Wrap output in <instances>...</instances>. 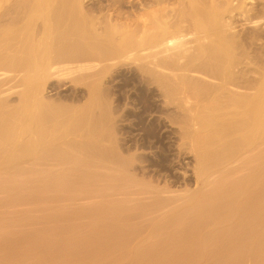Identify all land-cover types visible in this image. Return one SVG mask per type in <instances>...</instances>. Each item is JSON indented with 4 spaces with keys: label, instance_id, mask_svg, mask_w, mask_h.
Wrapping results in <instances>:
<instances>
[{
    "label": "bare ground",
    "instance_id": "obj_1",
    "mask_svg": "<svg viewBox=\"0 0 264 264\" xmlns=\"http://www.w3.org/2000/svg\"><path fill=\"white\" fill-rule=\"evenodd\" d=\"M252 2L174 0L100 32L82 0H0V264H264V0ZM128 60L175 108L188 161L173 177L137 180L100 145L99 86L81 108L46 100L54 76Z\"/></svg>",
    "mask_w": 264,
    "mask_h": 264
},
{
    "label": "rangeland",
    "instance_id": "obj_2",
    "mask_svg": "<svg viewBox=\"0 0 264 264\" xmlns=\"http://www.w3.org/2000/svg\"><path fill=\"white\" fill-rule=\"evenodd\" d=\"M155 1L157 0H144V1L143 0H82L84 4L83 5L84 11L86 12L87 15H89L88 17H91L93 21L94 20L96 21L94 22L95 24L97 23L96 27L99 28L97 29L100 30V32L104 30L103 28H105L106 25L109 26V24L111 26L113 25V27H117V29L120 28L119 30H121L122 28L123 30L124 28L126 30L129 27L130 28L132 27V29H134L135 25L139 23L141 24L142 21L147 23V20L149 21V17H150V16L147 17L148 14L153 15L156 12V10L159 9V7L161 8V10L163 9L166 11L167 9L169 10L170 8L175 7L172 5V4L175 5L174 0H170V1L162 0L163 1L162 5L159 4V1L154 3ZM252 1L254 3L261 2V0H257V1L252 0ZM165 2L167 3L169 2V3L167 4ZM142 25L144 24L142 23ZM239 28L238 30L240 32L242 31V33L245 32L246 30L248 31L252 29V27L247 25L246 27L244 26V28H240V29ZM263 28L262 30H264ZM120 32L121 31L117 32L118 35L121 34ZM188 39H190V36ZM116 63L118 65L115 66L114 64ZM137 63L138 62H134L132 60L125 61L124 63L116 61L114 63H111L113 64L112 66L109 63L102 64L101 66H99V68L94 69V70L97 69L96 71L92 69L83 70V71L80 70V71H76L77 73L70 72L60 76L58 75L54 76L52 77L51 81H49L48 83L49 85H47V88L48 86L49 88L47 89V91H45V96H47L46 98H48L46 100L63 106L68 105L72 107L73 105L72 108L75 107L81 108L84 107L85 104L87 105L88 100H90L91 98L92 90L97 89V94H98L100 92V89L102 88L101 89L102 96H100L101 93H99L98 99H100V97L104 98L105 102H103L102 99L99 100L100 109L98 108L97 112L99 113V116L103 115V117L101 116L102 118L105 117L106 121L104 122H106V127L105 125L104 127L108 128L107 132L110 131V133L108 132L107 137L101 140L100 145L104 146L103 147L104 149L113 148V147L115 149L119 148L117 150L122 155V157H125L127 161L129 160L130 162H132L133 168L131 167V169L135 170L136 168L133 174L135 173L134 175H136L138 172L141 173V174L138 173L136 175L137 180L142 179L144 177L143 175H145V177L148 178L149 180L158 179L159 176L160 175L163 176V174L165 178L163 177L162 178L167 179L168 177L171 176L173 177L176 175L174 169L185 168L184 165L186 161H188L187 158L183 157L182 155H180L179 158L177 157L179 155L177 152V147H178V143H177L178 141L176 139L177 135L175 134L176 133L175 129L177 128L175 127L176 125L173 126L171 115L168 114L174 112L175 108H172L171 106V109H169L167 107L168 105H166V103L164 104V101H161L163 99H161L162 97L160 96L158 87H156L157 89L155 88L156 85L154 87L151 85L152 86L151 88V86H148L147 83L145 82L142 83V81L143 80L145 81V79H142V76L144 78V75H142V72H140L141 70L138 69L139 63L138 64ZM102 69L104 70L102 71ZM138 70L139 72H137ZM97 71L100 72L96 73ZM93 72H95V74ZM93 85L94 88H92ZM96 85L97 87L99 86L100 89H98L99 87L98 88L95 87ZM18 98H19L18 94L13 95L12 99H15L12 100L13 104L18 103L19 101ZM51 99L54 101H52ZM101 102L103 103L101 104ZM162 105H166L168 110L166 109V107ZM102 110L103 112H105V115H107L106 111H108L107 117L104 114H102L103 113ZM97 112L95 111L96 116H98ZM167 114L170 117V119L169 117H167ZM174 149L176 150V152ZM128 156L129 157L132 156L130 158H133V160L132 159L130 160ZM135 156L138 159H136ZM174 156H176V158ZM134 159H136L135 163H134ZM172 159L174 160L177 159L175 160L177 163L174 162V160ZM172 162H174L175 165L172 164L171 167ZM129 165L131 166V163H129ZM170 167L173 168L172 172L170 170L171 169ZM104 168L107 169V172L101 171L106 169H101L100 171L102 173L104 172V174L106 175H110L113 170V165L111 163H106L104 164ZM137 168L139 170H137ZM143 171H145L146 174L142 173ZM150 176L151 177L153 176V178H150ZM98 195H100V197L102 196V194L100 193L97 194V196ZM90 202L91 201H87L84 203V205L86 207H90V205H92ZM26 208L28 207H25L24 209ZM32 215L38 216L39 214H32Z\"/></svg>",
    "mask_w": 264,
    "mask_h": 264
}]
</instances>
